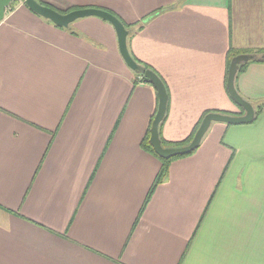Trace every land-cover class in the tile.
I'll list each match as a JSON object with an SVG mask.
<instances>
[{"label": "crops", "instance_id": "crops-1", "mask_svg": "<svg viewBox=\"0 0 264 264\" xmlns=\"http://www.w3.org/2000/svg\"><path fill=\"white\" fill-rule=\"evenodd\" d=\"M36 1L131 25L130 56L167 92L166 143L204 113L238 115L228 50H264V0ZM235 88L261 113L211 124L156 184L142 143L157 94L112 25L57 27L17 1L0 22V264H264V60Z\"/></svg>", "mask_w": 264, "mask_h": 264}, {"label": "water", "instance_id": "water-1", "mask_svg": "<svg viewBox=\"0 0 264 264\" xmlns=\"http://www.w3.org/2000/svg\"><path fill=\"white\" fill-rule=\"evenodd\" d=\"M15 1H22L23 4L36 15L49 20L57 27H67L77 19L85 17H97L109 24L115 30L117 44L120 56L126 66L133 72L142 76L149 84L153 86L157 94V107L154 118L149 129V143L154 153L162 160H169L175 157L186 156L194 152L200 145L203 137L207 133L211 124L222 123L225 125H246L253 122L255 112L253 106L244 100L235 88V78L239 66L253 60H264V55L258 57L256 54H240L232 58L227 69L226 91L230 99L242 109V115H226L222 113H208L201 120L191 142L185 146L163 147L159 138V125L164 119L168 96L161 79L152 70L142 69L130 56L127 48L128 31L122 22L111 13L99 9H79L61 14L58 11L41 5L36 0H0V22L4 19L5 13L11 8Z\"/></svg>", "mask_w": 264, "mask_h": 264}, {"label": "trees", "instance_id": "trees-1", "mask_svg": "<svg viewBox=\"0 0 264 264\" xmlns=\"http://www.w3.org/2000/svg\"><path fill=\"white\" fill-rule=\"evenodd\" d=\"M16 2H17V1H15L13 4H11V6L14 5ZM38 2H39L41 5H43V6H46V7H49V8L54 9L53 7L49 6V5L46 4V3H42V2H40V1H38ZM73 10H74V9H69V10H67V11H65V12L67 13V12H70V11H73ZM60 13H64V12H60ZM109 13H110V12H109ZM111 14H112V13H111ZM112 15H114V14H112ZM114 16H115V15H114ZM116 18H118V17H116ZM118 19H119V18H118ZM122 24L124 25L125 29L128 31L131 25H126V24H124L123 22H122ZM128 32H129V31H128ZM240 54H256V55H258V56H261V55H264V50H258V51H255V52H254V51H239V50L229 49V50H228V54H227V69H228L229 63H230V61L232 60V58H234L235 56L240 55ZM133 60H134V59H133ZM134 61H135V62H136V63H137L142 69H145V70L149 69V70H151L148 66H145V65L141 64L140 62H138V61H136V60H134ZM262 61H263V60H261V59H257V60H253V61H250V62H248V63H244V64L240 65V66H239V69H238V72H237V74H236V78H237V76H238L240 73H242V72L246 69V67H247L250 63L262 62ZM153 72H154V71H153ZM141 78H142V81L148 83V82H147L142 76H141ZM226 78H227V74H226ZM236 78H235V81H236ZM228 96H229V95H228ZM156 105H157V101H156ZM253 108H254L255 118H256V117L261 113V111H262V109H263V106L260 105V106H257L256 108H255V107H253ZM155 113H156V108H155L154 114H153V116H152V119H151V121H150V125H151V122H152V120H153V118H154ZM242 113H243V111H242V109H240V112H239L238 115H242ZM207 114H208V113H204V114H203L202 118H201L200 121L198 122L197 126L193 129V131L191 132V134L188 136V138H186L185 140H183V141H181V142H178V143H166V142H164V141L162 140L161 136H160V131H159V129H158V131H159V138H160V140H161V144H162V146H163V147H179V146H185V145L189 144V143L191 142V140H192V138H193V136H194V134H195V132H196V130H197V128H198L200 122H201V120H202L203 117H204L205 115H207ZM226 115H227V114H226ZM255 118H254V119H255ZM163 120H164V119H163ZM163 120H162V122H163ZM253 121H254V120H253ZM162 122H161V124H162ZM227 126H229V125H227ZM149 127H150V126H149ZM159 128H160V125H159ZM149 136H150V134H149V129H148V132H147V134H146V137H145V139H144V141H143V143H142V147H143V149H144L146 152L152 154L155 158H157V159L162 163V169H161V172H160V174H159V176H158V179H157V181H156V184H157V183L161 182V181L166 177V174H167V171H168V165H169L170 162H172L173 160H177V159H180V158L187 157V156L193 154L194 152H192V153H190V154H188V155H186V156L175 157V158H172V159H169V160H162V159H160V158L154 153V151H153V149H152V147H151V145H150V143H149ZM108 142H109V140H108Z\"/></svg>", "mask_w": 264, "mask_h": 264}, {"label": "rangeland", "instance_id": "rangeland-1", "mask_svg": "<svg viewBox=\"0 0 264 264\" xmlns=\"http://www.w3.org/2000/svg\"><path fill=\"white\" fill-rule=\"evenodd\" d=\"M213 124H218V125H225V124H222V123H213ZM211 128L208 129V131L210 130ZM212 130V129H211ZM210 130V132H211Z\"/></svg>", "mask_w": 264, "mask_h": 264}]
</instances>
